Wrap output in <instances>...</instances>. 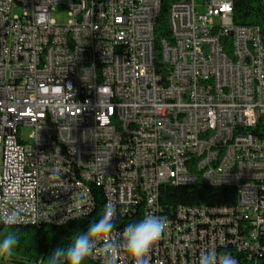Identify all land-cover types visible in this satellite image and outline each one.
Returning <instances> with one entry per match:
<instances>
[{"label":"built area","instance_id":"built-area-1","mask_svg":"<svg viewBox=\"0 0 264 264\" xmlns=\"http://www.w3.org/2000/svg\"><path fill=\"white\" fill-rule=\"evenodd\" d=\"M198 182L237 199L162 204L163 186ZM100 195L113 239L167 219L149 264H264V23L236 24L234 0H0V223L64 224ZM117 264L133 262L121 250Z\"/></svg>","mask_w":264,"mask_h":264},{"label":"trees","instance_id":"trees-1","mask_svg":"<svg viewBox=\"0 0 264 264\" xmlns=\"http://www.w3.org/2000/svg\"><path fill=\"white\" fill-rule=\"evenodd\" d=\"M168 3L164 2L155 25L156 60L158 61L159 41L170 37L167 21ZM234 21L236 24L264 23V7L261 0H234ZM160 199L167 207L182 205H231L237 195L231 187L212 186L205 182L195 185H165L161 188ZM105 210L103 197L96 201L95 210L88 216L68 221L64 224L39 223L15 225L14 230L20 238V243L11 258L2 260V264H20L25 261L37 264H47L48 257L60 246H67L79 232L86 231L88 226L98 220ZM121 221H115V227ZM125 218V223H129ZM5 225L0 223V230ZM41 262V263H40ZM85 264H99L88 259Z\"/></svg>","mask_w":264,"mask_h":264},{"label":"clouds","instance_id":"clouds-1","mask_svg":"<svg viewBox=\"0 0 264 264\" xmlns=\"http://www.w3.org/2000/svg\"><path fill=\"white\" fill-rule=\"evenodd\" d=\"M115 215V207L106 206L102 216L86 231L77 233L67 246L58 247L48 257L47 264H85L98 246H101L103 264H117L121 250L128 253L133 264H149L152 249L168 228L167 219L148 212L141 220L124 227L122 240H116L111 236ZM17 222L18 216L10 213L4 221L5 228L0 230V261L11 258L19 246L20 238L14 230ZM200 264H238V260L230 253L217 257L212 251L201 257Z\"/></svg>","mask_w":264,"mask_h":264},{"label":"rangeland","instance_id":"rangeland-1","mask_svg":"<svg viewBox=\"0 0 264 264\" xmlns=\"http://www.w3.org/2000/svg\"><path fill=\"white\" fill-rule=\"evenodd\" d=\"M52 18L54 20H56L58 23H68L71 19V16L69 15V13L66 10H58V11H54L52 12ZM30 130L27 128L25 129V134L26 136L29 134ZM20 264H37V263H30V262H23Z\"/></svg>","mask_w":264,"mask_h":264},{"label":"bare ground","instance_id":"bare-ground-1","mask_svg":"<svg viewBox=\"0 0 264 264\" xmlns=\"http://www.w3.org/2000/svg\"><path fill=\"white\" fill-rule=\"evenodd\" d=\"M49 222L53 224L62 223V216H52L49 218Z\"/></svg>","mask_w":264,"mask_h":264}]
</instances>
